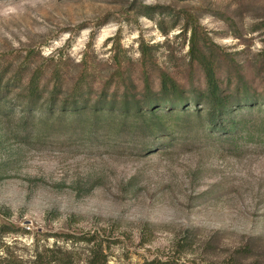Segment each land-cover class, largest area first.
<instances>
[{"label":"rangeland","instance_id":"obj_1","mask_svg":"<svg viewBox=\"0 0 264 264\" xmlns=\"http://www.w3.org/2000/svg\"><path fill=\"white\" fill-rule=\"evenodd\" d=\"M162 77L183 100L152 118ZM91 235L107 264H264V0H0V257L85 264Z\"/></svg>","mask_w":264,"mask_h":264},{"label":"trees","instance_id":"obj_2","mask_svg":"<svg viewBox=\"0 0 264 264\" xmlns=\"http://www.w3.org/2000/svg\"><path fill=\"white\" fill-rule=\"evenodd\" d=\"M196 43L197 42H195L194 38H192L190 50H191L193 60H195V62H197V64H199L202 67L203 72H204L207 93L203 95L204 96L203 98L205 99V101H207V104L209 107L207 110L208 111L207 114H209L211 118L210 122L208 123L209 125L213 127V125H215V123L218 121L217 125H219L220 127H217V129L219 128V129L225 130V127H223L226 123L225 120L229 118L231 114H233L234 110L237 107H239L241 103L238 102L239 100H236V101L234 100V102H232L230 100L232 98L230 94L221 93L218 80H216L214 76L213 65L208 60V58H206L204 54L199 50ZM37 90H38V82L34 81L33 77H30L25 87V96H26L28 104H30L29 106L32 105L31 102H37V98H36L37 95L35 94ZM159 90H160L159 94H161L160 100L157 99L158 97L154 96V94L147 95L149 106L154 105L153 111H151L150 113V116L152 118L155 115H157L155 114V111L157 109V105L159 104V102L162 103L160 105L162 108H167V107L171 108L173 107V105H175L176 101H179L181 103L183 100V96L181 94H180L181 96L180 95L173 96L174 98L179 97L178 98L179 100L174 99L175 100L174 101L173 98H171L172 97L171 95H173V93L178 94L179 91L177 87L171 81H169L166 77H162L160 79V89ZM80 98L81 97H78V99ZM104 98L105 97H101V99H99L97 104L95 105V108H94L95 115L103 114L102 113V111L104 110L103 105L106 104ZM244 99L242 101H246L250 105H255L254 103L256 101L252 99L250 100L249 97H244ZM81 104L84 105V100L82 99H81ZM123 108L128 112L132 108H135V109L140 108V105L138 104V102H135V101L131 102L128 98H124ZM186 109L182 111V115L191 116L190 112ZM82 239L86 243L90 244L88 253L85 258V264H107V256L104 252L102 243L100 241H97L95 237L92 235L86 238H82ZM242 249L243 248L237 249L236 252ZM59 254L57 253V251H54L53 249H46L45 252L43 253L36 252L30 264H74L73 259L68 251H63L62 253H59ZM0 264H26V263L21 261L19 258L10 256V257H0ZM142 264H178V263L176 260H173L171 258H164V259L153 258L150 260H145Z\"/></svg>","mask_w":264,"mask_h":264}]
</instances>
